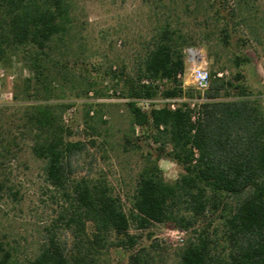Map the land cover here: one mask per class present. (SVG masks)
Returning <instances> with one entry per match:
<instances>
[{"label": "trees", "instance_id": "trees-1", "mask_svg": "<svg viewBox=\"0 0 264 264\" xmlns=\"http://www.w3.org/2000/svg\"><path fill=\"white\" fill-rule=\"evenodd\" d=\"M72 11L71 0H0V62L17 55L38 84L33 87L38 102L18 105L21 112L16 118L0 117V164L28 140L31 153L43 161L47 186L64 201L58 219L70 232L69 238H62L56 227H50L45 242L24 264H110L104 255L111 247L128 251V264H154L155 255L164 248L157 239L135 248L140 235L129 231L131 225L146 229L152 223L171 221L189 229L207 213H218L220 227L209 224L193 229L195 237L176 251L177 264H264L261 96L236 82L239 72L225 80L214 71L194 121L187 102L174 109L163 104L142 111L136 99L172 98L184 92L179 75L185 68L187 40L168 22L157 28L139 55L133 75L124 67L118 72L109 69L112 86L121 83V94L128 98L131 132L135 125L149 129L157 143L155 154H146L147 163L137 175L126 211L105 178L78 174L76 158L85 146L70 140V131L62 123L68 103L46 101L51 97L49 76L59 70L52 44L58 47L65 42ZM242 60L236 55L237 65ZM161 81H165L163 87ZM233 89L236 97L227 99ZM98 95L102 93L95 92ZM88 114L89 108L84 114L86 124ZM162 156L182 167L173 182H167L158 168ZM5 186L0 179V198L3 190L11 189ZM12 254L0 245V264H18Z\"/></svg>", "mask_w": 264, "mask_h": 264}, {"label": "rangeland", "instance_id": "rangeland-1", "mask_svg": "<svg viewBox=\"0 0 264 264\" xmlns=\"http://www.w3.org/2000/svg\"><path fill=\"white\" fill-rule=\"evenodd\" d=\"M71 3L70 32L58 47L52 44L53 61L59 70L49 76L51 97L46 101L68 103L61 116L62 123L70 131L68 138L85 146L76 158L78 174L105 178L113 192L120 195L126 211L137 175L147 163L146 154L154 155L157 143L149 136V129L135 125L131 132L128 98L121 94V83L116 88L112 86L109 69L118 72L124 67L133 75L139 55L157 28L168 22L187 40L183 50L185 68L179 76L184 92L177 97L184 96L189 101L204 99L205 91L194 87L185 55L187 47L198 46L210 73L222 72L225 80H232L239 72L241 77L236 82L253 95L261 96L264 106V0H71ZM236 55L243 59L239 65ZM31 79V71L17 55L0 62V117L4 120L20 115L18 105L38 102L34 100L35 83ZM164 83L161 81L160 85L163 87ZM95 92L102 95L95 96ZM236 92L233 89L226 98H235ZM164 99L158 95L135 102L142 111H148L166 104ZM88 108L86 124L84 114ZM157 165L167 182H173L183 171L167 156L159 158ZM0 179L5 181V187L11 188L3 190L0 198V245L11 249L18 264L26 263L39 250L50 227H56L62 238L70 237L69 230L58 219L64 201L47 186L43 161L31 153L28 140L2 161ZM209 224L220 227L218 213H207L193 227L183 229L182 243L170 238V230L182 229L171 221L152 223L146 229L131 225L129 231L140 235L135 248L147 246L151 239L158 240L164 250L155 255L154 264H177L176 251L195 237L193 229L198 231ZM128 253L121 247H111L104 257L110 264H128Z\"/></svg>", "mask_w": 264, "mask_h": 264}, {"label": "built area", "instance_id": "built-area-1", "mask_svg": "<svg viewBox=\"0 0 264 264\" xmlns=\"http://www.w3.org/2000/svg\"><path fill=\"white\" fill-rule=\"evenodd\" d=\"M186 63L192 77L194 87L199 91H205L210 84V72L207 67V61L201 47L189 46L185 49ZM222 72H218V76H222ZM180 76V75H179ZM200 101L187 100L184 96L165 98L167 107L174 109L176 106H180L183 102H187L191 109V119L194 121L200 115ZM146 101L145 99L140 102ZM92 114V111H90ZM170 238H174L179 243L184 241V230L183 229H172L170 230Z\"/></svg>", "mask_w": 264, "mask_h": 264}]
</instances>
